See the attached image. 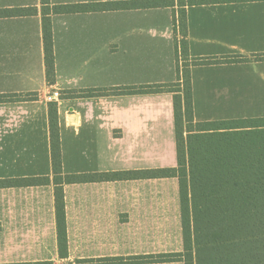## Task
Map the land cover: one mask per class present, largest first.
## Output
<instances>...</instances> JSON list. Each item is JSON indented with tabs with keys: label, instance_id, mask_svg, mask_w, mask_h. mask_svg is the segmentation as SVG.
I'll use <instances>...</instances> for the list:
<instances>
[{
	"label": "crops",
	"instance_id": "1",
	"mask_svg": "<svg viewBox=\"0 0 264 264\" xmlns=\"http://www.w3.org/2000/svg\"><path fill=\"white\" fill-rule=\"evenodd\" d=\"M99 4L52 13L55 83L47 79L42 0H0V180L50 177L0 187V264L79 260L184 250L177 177L64 184L68 255L59 249L49 103H58L63 173L178 165L172 92L73 97L69 91L177 80L175 6L107 9L137 0H50ZM104 5V6H103ZM35 8L7 16L6 9ZM191 57L264 54V0H215L186 7ZM197 122L264 118V60L191 68ZM59 92V97L49 95ZM135 264H185L183 261Z\"/></svg>",
	"mask_w": 264,
	"mask_h": 264
},
{
	"label": "trees",
	"instance_id": "2",
	"mask_svg": "<svg viewBox=\"0 0 264 264\" xmlns=\"http://www.w3.org/2000/svg\"><path fill=\"white\" fill-rule=\"evenodd\" d=\"M215 0H178L181 11L173 12L177 80L172 83L69 91L73 97L172 92L177 137L178 165L144 172L121 171L91 175L63 173L58 103H49L51 146L55 184L56 215L60 255H68L67 216L64 184L87 180H115L145 177H177L180 183L184 250L180 253L79 260L77 264H135L183 261L185 264H264V118L197 122L191 68L222 62L264 60L252 57H191L186 7ZM43 3V32L47 79L55 83V53L52 13L91 11L99 4L51 5ZM176 0H137L106 4L115 9L175 6ZM104 6V5H103ZM35 8L6 9L7 16L27 15ZM180 13V20L178 19ZM180 30L183 46L177 41ZM184 59V69L179 64ZM180 59V60H179ZM26 96L0 95V101L29 100ZM187 126L185 135L184 125ZM50 177L2 179L0 187L49 184ZM19 264H52L51 262Z\"/></svg>",
	"mask_w": 264,
	"mask_h": 264
},
{
	"label": "rangeland",
	"instance_id": "3",
	"mask_svg": "<svg viewBox=\"0 0 264 264\" xmlns=\"http://www.w3.org/2000/svg\"><path fill=\"white\" fill-rule=\"evenodd\" d=\"M178 9H181L180 7H178ZM178 11H181V10H178ZM179 16H180V13L178 12V19L180 20V18H179ZM183 40H184V38H183V36H182V34H181V32H180V30H178L177 31V41L180 43V45L181 46H183ZM181 59V60H180ZM179 60H180V62H179V64L181 65V68H183L184 67V59H182V57L180 58ZM184 69V68H183ZM184 130H185V135H187V132H186V130H187V126H186V124L184 125Z\"/></svg>",
	"mask_w": 264,
	"mask_h": 264
},
{
	"label": "built area",
	"instance_id": "4",
	"mask_svg": "<svg viewBox=\"0 0 264 264\" xmlns=\"http://www.w3.org/2000/svg\"><path fill=\"white\" fill-rule=\"evenodd\" d=\"M59 96H60V93L56 91L53 94L49 95V99L52 100L53 97H59Z\"/></svg>",
	"mask_w": 264,
	"mask_h": 264
}]
</instances>
